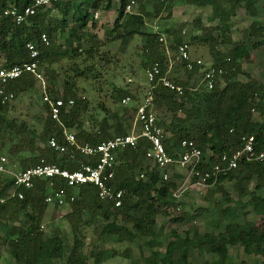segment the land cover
<instances>
[{
    "label": "trees",
    "instance_id": "trees-1",
    "mask_svg": "<svg viewBox=\"0 0 264 264\" xmlns=\"http://www.w3.org/2000/svg\"><path fill=\"white\" fill-rule=\"evenodd\" d=\"M35 0H0V67L11 66L29 59V52L26 43L33 41L41 46L40 62L45 65L46 70L51 69L53 63L60 59L68 58L72 65L64 70L65 81L62 94L49 87L50 92L55 96H62L65 100L74 98V105L67 111L62 112V120L69 128L76 127V137L79 143H99L113 135L127 134L131 131L136 109L122 104L126 96L135 101L136 96L126 88H120L112 84L110 97L122 108L110 110L103 102L99 103L106 114L103 118L97 119L93 114L89 115L86 124L85 114L89 110V101L83 96H78L75 78L78 76H90L95 68V63L80 67L78 59L83 57L84 61L92 60L99 55L98 46L90 39L91 43L84 47L81 44L80 36L87 27L89 21L94 18V10H97L102 2L109 7L112 0H54L51 7L39 9L38 12L28 18L27 22L17 24L11 15L4 11L14 5L22 10L31 5ZM130 0H118V15L114 26L109 30L115 37H122L127 43L133 36L144 37L145 60L144 67H149L154 62H159L163 72L168 69L169 59L163 43L159 40V32L147 30L146 15L148 11L144 2L151 0H138L141 2L139 12H126L125 8ZM182 1L198 6H212V17L218 20L216 28L223 35L226 34L228 23L226 20L236 8L243 7L248 13L255 17L258 14V3L260 0H156V13L165 2L174 3ZM143 2V3H142ZM54 8H59L61 20L57 25L52 26L49 22V15ZM71 16L69 14L71 13ZM69 30L66 45L63 47L56 44V32L60 29L63 32ZM169 32V29H165ZM46 32L51 43L48 46L40 44V35ZM249 35H260L262 38L253 44V47L264 43V23L254 20L250 25ZM79 43L74 45V39ZM94 38V37H93ZM197 38V37H196ZM88 39H85L86 41ZM181 37L176 36L169 45L175 51ZM203 41H208L203 38ZM214 54V46L212 51ZM217 56L220 53H216ZM221 55L213 63L203 64L188 70L182 62V68L186 79L180 77L169 78L176 84L183 87L179 94L163 84L153 88V103L155 109L163 111L165 117L159 119V123L170 132L165 139L169 152L177 150L178 142L183 139H193L203 150L204 158L216 161L223 153H231L243 146V136L253 135L255 137V149L257 152H264V117L259 120L254 118V109H261L264 113V90L263 86L257 85L254 81L242 82L237 79L241 70L242 59H248L250 50L246 43L232 46L227 55ZM210 66H218L224 69L221 81L216 82L214 88H208L200 80L205 69ZM62 67V66H61ZM63 68V67H62ZM98 74H94L97 77ZM53 76H50V83L54 84ZM192 80V81H191ZM36 85L33 75L24 73L20 77L10 80L4 86L6 91H12L14 97L28 93ZM9 109L8 102L3 103L0 96V128L3 133L17 136L28 132L32 141L40 139L45 143L42 148L26 150L15 144L7 146L6 153L13 160H17L22 168L35 165L41 158L56 163L63 168L74 170L83 163L95 164L97 157H89L77 154L75 157L68 153L59 154L47 145V139L56 135L63 141L61 130L56 123L46 114H38L37 122H43V129L38 133L35 127L26 121L20 123L15 119L5 116ZM134 114L131 116V111ZM264 116V115H263ZM111 129L113 133H111ZM8 144V142H7ZM149 142L140 139L136 147L127 146L117 151L114 162V177L111 184L116 189L123 190L122 205L116 207L113 201L103 200L99 197L98 188L85 183L69 188V192L75 195L70 203L71 211L67 213L70 218L74 235L73 247L66 258V264H101L104 261L105 250L100 248L106 235H115L118 240L135 241L139 237H149L148 244L160 245L157 240L155 225L157 216L160 213L167 214L168 208L174 206L176 210L181 205L180 201L173 199V191L177 188V181L170 178L163 181L160 170L156 165L147 162L146 151ZM210 152L209 158L205 157ZM210 164L203 162L200 169L209 168ZM255 179L254 188L251 183ZM225 180L234 181V187L239 197L249 196L248 201H255L264 207V159L255 161H239L237 168L219 174L218 181L214 185L222 187ZM65 185L58 181L55 186ZM13 189L12 178L0 173V245L7 244L12 256L19 264H54L55 259L64 257L65 244L60 231L55 228L49 235L43 231L42 220L47 210L48 203L45 197L51 190L48 180L39 179L35 181L32 188L24 189V198L10 196ZM227 200H231L227 194ZM58 206V205H56ZM91 213L90 220H84V212ZM23 214L26 222L14 224L15 217ZM93 215L103 219L99 225L93 228L90 237L84 233L83 224H88L94 218ZM183 217H175L173 221L181 222ZM86 239L89 241L86 242ZM239 244L248 253H258L264 256V212L260 214V221L245 220L244 222L231 221L224 231L220 232L218 239L213 241L207 233L192 238L186 235L178 237L168 243L163 257L149 256L143 264H195L189 260L190 251L197 248L199 252L217 254L219 257L206 260L203 264H229L227 262L229 245ZM177 246L186 247V252L180 259L174 258V250ZM1 258V252H0Z\"/></svg>",
    "mask_w": 264,
    "mask_h": 264
},
{
    "label": "rangeland",
    "instance_id": "rangeland-1",
    "mask_svg": "<svg viewBox=\"0 0 264 264\" xmlns=\"http://www.w3.org/2000/svg\"><path fill=\"white\" fill-rule=\"evenodd\" d=\"M144 3L148 11L146 15L147 30L159 32L165 38L161 42L165 46L169 59L168 77L176 76L186 79L181 65L182 62L176 59L177 54L169 46L178 35L183 41L190 43L192 57L202 58L207 64L213 63L221 55H227L232 46L246 43L250 50V56L248 59L240 61L242 66L237 79L242 82L252 80L257 85H262L264 90V43L257 48L253 47V44L260 40L262 36L248 34L250 25L254 20L264 23V0L257 4L258 14L255 17L251 16L243 7L236 8L226 20L229 30L225 35L216 28L218 20L212 17L211 5L198 6L182 1L165 2L160 7L159 12L156 13V0ZM140 6L141 2L136 0L134 12H139L141 10ZM93 13L94 18L89 21L80 36V40L85 47L91 43L90 39H92L99 48V55L87 61H84L83 57L78 59L77 64L81 68L92 63H95V68L90 76H78L75 78L78 96H84L89 101V110L85 114L86 126L90 114H93L98 120L105 116L106 110L99 106V103L103 102L110 110L122 108L121 105L114 103L110 97L112 84L120 88H126L136 96L135 101L122 102V104H126L130 108L140 105L150 88L146 73L148 67H144L142 64L146 58L144 54V37L136 35L125 43L122 37H115L109 33L118 15V0H112L109 7L105 1L102 2L101 6L94 10ZM71 14L72 11L69 16ZM49 16V22L52 26L57 25L62 18L59 8H54ZM165 29H169V32H166ZM68 34V28L63 32L59 29L55 36L56 44L64 47ZM203 38H207L208 41H203ZM85 39L88 40L84 41ZM78 43V39H74V45ZM213 46L214 54L211 52ZM167 48H169V52H167ZM217 52L220 53L218 56ZM71 65L72 61L68 58L60 59L53 63L49 72L46 70L47 85L49 87L52 86L54 90L62 94L66 77L64 70ZM42 66L45 68L44 64ZM94 74H98L97 77H94ZM51 75L54 77V84L50 83ZM201 80L202 78L198 81L201 83ZM221 83L222 85L225 84L223 79ZM8 105L9 109L5 114L7 118L15 119L18 123L26 121L29 125L35 127L38 133L42 132L44 125L43 122H37V115H46V109L38 82L28 93L8 101ZM155 111L159 119L165 117L163 111L157 109ZM262 111L255 108L253 111L254 118L261 120L264 117ZM133 114L134 111L132 110L131 119ZM9 128L10 131H14L13 128ZM10 131L6 135L0 128V155L6 156L8 160L7 168L13 172L22 169V167L17 160H13L6 153L9 144H15L17 147L25 148L26 150L33 149L38 154L37 148L44 147L45 143L40 139H35L33 142L32 136L28 132L12 136ZM71 131L76 134L78 129L73 127ZM110 132L113 133V130L111 129ZM210 154L207 151L205 157L209 158ZM147 162L154 165L151 161ZM5 174L11 177L9 172L3 173V175ZM171 174V178L176 179L180 184L187 182L188 187L180 199V209L176 210L174 206H171L168 208L167 214L160 213L157 216L155 230L157 232V240L161 242L160 245L152 246L148 244L149 237H139L135 241H121L115 235H106L99 246L105 250L104 261L101 264H143L149 256L163 257L168 243L174 241L178 235L182 238L186 235L197 238L199 235L207 233L215 241L218 239L219 233L224 231L227 224L231 221L241 223L245 220L260 221V214L264 212V207L258 205L255 201L250 203L248 201L249 196L240 198L234 187V181L225 180L222 183V187L213 185L205 188L195 184V177L188 179L186 167L174 168L171 170ZM255 183L254 179L251 183V188H254ZM259 193L264 194L263 190H260ZM227 194L231 200L226 199ZM71 209V204L62 206L48 204L42 220L45 234L49 235L53 229L57 228L65 244L64 257L55 259L54 264H66V258L73 247L74 235L70 218L67 217V213ZM93 217L90 223L83 224L84 233L89 237L93 234V228L103 222L100 216L95 217L93 215ZM175 217H183V219L181 222H175L173 221ZM83 218L84 220H90L92 215L90 212L85 211ZM26 221V217L20 214L15 217L13 223L23 224ZM88 241L86 239V242ZM0 252V264H19L12 256L7 244L0 245ZM185 252L186 247L177 246L173 256L176 259H180ZM218 257L217 254L199 252L197 248H194L190 251L189 260L195 264H203L206 260ZM227 262L229 264H264V256L258 253H248L243 246L235 244L229 245Z\"/></svg>",
    "mask_w": 264,
    "mask_h": 264
},
{
    "label": "built area",
    "instance_id": "built-area-1",
    "mask_svg": "<svg viewBox=\"0 0 264 264\" xmlns=\"http://www.w3.org/2000/svg\"><path fill=\"white\" fill-rule=\"evenodd\" d=\"M54 0H35L31 5L19 10L12 5L7 8L4 13L11 15L17 24L28 21V18L38 12L39 9H47L51 7ZM136 0H130L126 5V12H134ZM160 41L165 38L161 35ZM51 39L46 32L40 35V44L48 46ZM26 49L29 52V59L21 63L11 66L0 67V96L2 102L6 103L14 98L12 91H6L5 84L10 80L16 79L24 73H30L34 76L36 83L40 85L43 103L45 105L46 114L56 123L61 130L63 141L59 140L56 135H51L47 139L49 148L55 150L59 154L68 153L75 157L77 154L97 157L95 164L83 163L79 168L70 170L63 168L56 163L46 161L41 158L40 162L35 165L22 168L18 171H9L7 168L8 160L6 156L0 155V173L11 174L13 180V189L10 196L24 198L22 188H32L36 180L46 179L51 190L45 197L48 204L62 206L70 204L75 195L69 192V188L76 187L81 184L91 183L98 188L99 197L103 200H111L116 207L122 205L123 190L116 189L112 184L114 177V162L116 153L119 149L131 146L136 147L140 139H146L149 142V148L146 151V159L153 162L160 170L161 178L167 181L171 178V170L174 168L186 167L188 179L195 177V184L208 188L218 181L219 174L235 169L239 165V161L263 160L264 152H257L255 149V137L253 135L243 136V146L231 153H223L218 156L216 161H210L204 158L203 150L197 145L193 139L183 138L178 142L177 150L174 153L168 151L165 139L170 136V132L159 123V118L155 111L153 103V88L158 84L175 90L179 94L183 92V87L174 83L167 75V71L163 72L159 62L152 63L147 68V78L150 88L147 91L143 102L138 105L131 131L127 134L113 135L96 144L89 142L79 143L76 134L71 128L65 125L62 120V112L67 111L74 105V98L65 100L62 96L55 97L48 88L45 70L39 60L41 55V46L33 41L26 43ZM167 48V52H169ZM176 59L182 61L188 70H193L203 64L202 58H193L190 49V43L181 41L176 49ZM224 69L218 66H210L205 69L201 83L209 89L214 88L216 82L222 80ZM130 96L123 99L124 103L130 101ZM210 164L209 168L200 169L201 163ZM58 181H63L65 185L55 186ZM187 183V182H186ZM183 182H177V188L173 191V199L180 201L183 192L188 187ZM6 198H0L1 201ZM181 206V205H180ZM180 206L178 209H180Z\"/></svg>",
    "mask_w": 264,
    "mask_h": 264
},
{
    "label": "crops",
    "instance_id": "crops-1",
    "mask_svg": "<svg viewBox=\"0 0 264 264\" xmlns=\"http://www.w3.org/2000/svg\"><path fill=\"white\" fill-rule=\"evenodd\" d=\"M261 1V0H260ZM117 238V237H116Z\"/></svg>",
    "mask_w": 264,
    "mask_h": 264
}]
</instances>
